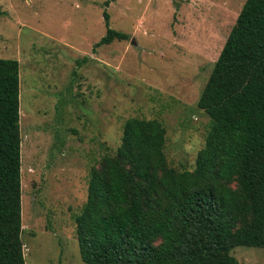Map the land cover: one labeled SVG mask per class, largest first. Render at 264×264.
Instances as JSON below:
<instances>
[{"label": "rangeland", "instance_id": "rangeland-1", "mask_svg": "<svg viewBox=\"0 0 264 264\" xmlns=\"http://www.w3.org/2000/svg\"><path fill=\"white\" fill-rule=\"evenodd\" d=\"M0 0V59L18 63L24 264H82L73 218L127 118L154 119L191 170L209 120L196 100L245 0ZM108 27L126 39L95 46ZM238 264L264 248L235 247Z\"/></svg>", "mask_w": 264, "mask_h": 264}, {"label": "trees", "instance_id": "trees-1", "mask_svg": "<svg viewBox=\"0 0 264 264\" xmlns=\"http://www.w3.org/2000/svg\"><path fill=\"white\" fill-rule=\"evenodd\" d=\"M102 18L95 46L126 39ZM18 91V63L0 59V264H24ZM196 107L209 126L191 170L167 164L160 122L123 121L73 218L82 264H238L235 247L264 248V0L242 4Z\"/></svg>", "mask_w": 264, "mask_h": 264}]
</instances>
